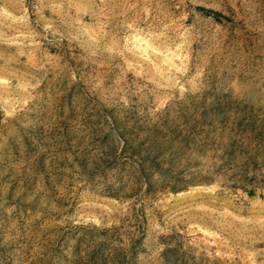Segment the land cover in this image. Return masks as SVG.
Listing matches in <instances>:
<instances>
[{
  "label": "rangeland",
  "instance_id": "1",
  "mask_svg": "<svg viewBox=\"0 0 264 264\" xmlns=\"http://www.w3.org/2000/svg\"><path fill=\"white\" fill-rule=\"evenodd\" d=\"M0 264H264V0H0Z\"/></svg>",
  "mask_w": 264,
  "mask_h": 264
}]
</instances>
